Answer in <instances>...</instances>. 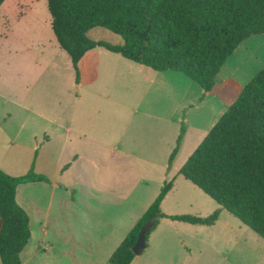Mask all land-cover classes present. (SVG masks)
<instances>
[{"label": "rangeland", "instance_id": "obj_1", "mask_svg": "<svg viewBox=\"0 0 264 264\" xmlns=\"http://www.w3.org/2000/svg\"><path fill=\"white\" fill-rule=\"evenodd\" d=\"M20 2L21 7L16 6L18 1L15 5L9 3L7 20L13 26L18 23L20 33L33 34V46L38 48V38L47 36L42 25L45 24L48 30L46 21L50 15L46 0ZM52 36L57 49L67 56L58 47L53 32ZM87 36L95 41L122 43L120 35L104 27L90 28ZM58 50L53 48V52ZM126 62V68L133 67L130 68L131 81L125 90L113 94L115 102L100 98L89 102L83 110V118L89 120L92 127L91 130L85 128L84 132L110 145L115 144L112 149L115 156L108 150L100 158L94 157L91 164L82 161L79 170L67 172L64 171L67 158L63 157L59 173L55 175L54 163L60 148L57 141L51 147L50 167L44 173L35 172L44 179L18 185L16 202L27 214L30 234L20 253L22 264H109L111 253L163 184L169 181L173 185L168 197L171 200L163 204L160 211L205 217L220 208L218 219L212 225H192L157 218L152 231L157 227L162 232L158 236V245L147 247L130 264H264V239L178 174L179 167L215 124L217 117L264 66V34L253 35L241 42L224 62L218 85L229 79L235 81L239 75L242 77L222 103L219 102L220 95L205 97L200 94L197 83L182 73H179L183 78L179 85H190L188 93L155 89V84L135 71L137 64ZM118 82L120 80L116 85ZM3 103L0 99V104ZM195 104H199V109ZM0 116L6 117L3 111ZM181 129L178 151L169 163ZM8 145L14 148L13 144ZM30 169L7 174L23 175ZM123 178L126 183L130 182L131 196H123L128 191L123 189ZM53 183H56L54 188ZM72 190H75L74 197H71ZM197 211L206 214L197 215ZM152 236L156 238L157 233Z\"/></svg>", "mask_w": 264, "mask_h": 264}, {"label": "trees", "instance_id": "obj_2", "mask_svg": "<svg viewBox=\"0 0 264 264\" xmlns=\"http://www.w3.org/2000/svg\"><path fill=\"white\" fill-rule=\"evenodd\" d=\"M4 0H0V5ZM50 25L59 47L69 56L78 80V61L101 46L158 71L182 72L204 91L237 46L264 34V0H46ZM109 29L121 44L91 40L90 28ZM177 137L169 163L175 157ZM178 173L201 189L219 207L236 216L264 239V66L243 86ZM44 177L33 168L18 176L0 170V261L21 264L29 240L28 217L15 199L19 184ZM172 186L165 182L151 204L109 257V264H130L141 226L153 220L146 239L167 218L212 225L220 208L205 217L165 214L160 203Z\"/></svg>", "mask_w": 264, "mask_h": 264}, {"label": "crops", "instance_id": "obj_3", "mask_svg": "<svg viewBox=\"0 0 264 264\" xmlns=\"http://www.w3.org/2000/svg\"><path fill=\"white\" fill-rule=\"evenodd\" d=\"M16 1H18L16 6L21 7L20 0H13V2L4 0L0 5V99L4 100V103L0 104V111L6 115V117L0 116V170L11 174L32 167L34 172H46L47 167L52 164L51 147L57 141L60 148L54 163L55 175L59 173L60 161L63 157L67 158L64 166V171L67 172L79 170L82 161L91 164L94 157L100 158L108 150H111V156H115L112 155V149L116 147L115 144L110 145L84 132L85 128L91 130L92 127L91 122L83 118V110L89 102L97 101L100 98L107 102H115L113 94L118 90H125L126 86L130 84L133 67L126 68V61L131 62V60L104 47H94L79 59V77L76 80L68 54L60 48L66 53L67 58L53 42L50 16L46 21L49 23L48 30H46L45 24L42 25L47 36L41 35L38 38V48L33 46L35 39L33 34L26 32L27 35H24L19 32L18 23L13 26L8 22L6 12L11 4L15 5ZM57 45L59 47L58 43ZM53 48L58 52H53ZM61 57L62 60L59 61L58 59ZM134 63L138 65L135 71L143 79H149L152 85L155 84V89L166 88L172 93L178 91L188 93L191 90L190 85L183 87L179 85L183 79L179 73L182 72L158 71ZM71 68L73 72L70 70ZM220 72L221 69L210 91H204L197 85L200 88V94L203 93L205 97L220 95L219 102L222 103L242 76L239 75L235 81L229 79L226 83L218 85ZM117 80H120L118 85H116ZM221 95L224 100L221 99ZM118 96L124 100V97L119 94ZM105 106L103 105V107ZM195 107L199 109V104H195ZM62 134L64 136L60 139ZM71 135L74 138H70ZM7 141L8 144H13L14 148H10ZM125 181H122V186L124 191H128L123 196H131L130 182L126 183ZM55 184H52L53 188L56 186ZM120 187L119 184L118 188ZM172 188L173 185L162 199L160 208L168 200H171L168 197ZM74 195L75 190H72L71 197ZM73 200L71 198V201ZM197 212V215L206 214ZM154 232L157 233L156 238L152 236ZM160 233L162 232L158 231L157 227L149 233L145 249L150 245L152 247L155 244L158 245ZM165 237L168 239L167 236ZM136 256L138 255L134 257Z\"/></svg>", "mask_w": 264, "mask_h": 264}, {"label": "water", "instance_id": "obj_4", "mask_svg": "<svg viewBox=\"0 0 264 264\" xmlns=\"http://www.w3.org/2000/svg\"><path fill=\"white\" fill-rule=\"evenodd\" d=\"M153 225V220H147L140 228L137 238L131 247L132 252L135 255H139L146 247V231H148Z\"/></svg>", "mask_w": 264, "mask_h": 264}]
</instances>
